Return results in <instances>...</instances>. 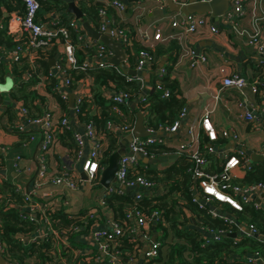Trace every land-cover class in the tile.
I'll return each mask as SVG.
<instances>
[{
    "label": "built area",
    "instance_id": "built-area-1",
    "mask_svg": "<svg viewBox=\"0 0 264 264\" xmlns=\"http://www.w3.org/2000/svg\"><path fill=\"white\" fill-rule=\"evenodd\" d=\"M211 1V0H204ZM22 8L14 9L6 13L8 22L6 31L17 41L16 46L8 51L0 50V64L3 63L7 68L10 67L11 62L23 57V54L27 52L25 57L30 59L35 57L39 49L45 46L52 47L53 44H57V54H55V62L51 66V73L60 80V86L57 87L59 96L56 97L57 102L60 103L59 99L64 103L68 104V93L72 92L74 94V105L69 106V114L54 112V108L48 105V101L45 100L42 103V112L32 117L28 114L25 107L18 103V113L15 119V128L18 131L28 133L30 135L28 142H32L35 139V132L40 135L37 157H36V173L35 176L30 181V184L23 188L19 184L15 185V190L20 192L23 197V202L15 204L18 208H24L27 210V217L29 221L36 225L34 231L21 235L20 240L25 245L36 244L39 245L40 242L49 240L51 238H56L58 242L63 241L66 231L61 230L58 232L53 226L52 221L49 219L54 211L59 210L61 206V199L46 201L42 200L38 196V191L45 188L47 185L59 186L63 189H69L71 191H76L80 189L83 185V181L80 175L69 171V167H64L60 173L49 171L47 168V161L45 153L49 151L56 142L57 133L64 130L72 132L76 146L71 150L70 155L67 157V161L70 164L75 162L82 163V171L85 175L87 183L90 185H96L98 180V172L100 169L99 162L102 160L104 151L107 146V138L104 133L98 130L97 126L92 122L81 123L76 119L75 114L79 113L80 106L82 105L83 98L85 96L92 97L90 92H85L86 87L89 88L93 84V76L86 73L83 80L77 81V85L70 89L72 82L75 80L73 71H83L87 72L89 68L103 67L106 63L115 67L118 71L122 72L118 67L107 62V59L111 52L102 43L97 40L88 38L85 32L79 36V39L84 44L83 47L95 48L98 53L92 58H86L82 63H78L77 57L75 55L76 50H79L80 46L73 44L71 40V35L68 27L61 22H51L47 25L43 22V19L39 18V11L41 8L40 0H21ZM243 0H230L227 12L221 17V20L229 25L234 30V34L237 38L243 41L247 46H250L253 51L257 54L258 64L264 65V0H252L251 8L249 9V19L250 26L244 27L240 26L238 23L239 17L245 14L243 9ZM112 5L117 11H123L125 5L122 0H109L106 6ZM162 7V6H160ZM99 15L101 16L102 25L99 32H104L107 25L110 26L109 20L106 16L105 8L99 9ZM209 15L204 14H187L176 13L170 21L172 28H179L180 30L168 35L166 37L162 36L161 30L156 29L153 32H149L145 29H138L134 35H128L126 30L114 26L110 30V35L113 39L120 40L123 46L126 48L131 44L130 38H135L138 41L141 48L136 55L135 67L137 71H142L144 68H151L155 65V56L152 53L155 46L162 41L173 38L181 40L182 36L191 34H204L205 32L218 33L219 28L217 25L210 21ZM70 26L73 28L81 27L79 21H70ZM82 29V28H81ZM83 30V29H82ZM27 38V41L23 39ZM184 54L192 57L194 51L192 48H184ZM161 74H165L164 68L158 69ZM123 73V72H122ZM125 74V73H124ZM132 75H128L131 78ZM141 82H143V77L141 75H135ZM29 74L23 75V79L27 80ZM38 81L32 86V89L40 96V89H43V76L37 77ZM257 79L249 80L241 73L232 72L229 74H224L220 79L219 90L231 89L245 96V91L250 90L255 96H260L263 101L259 105L260 115L257 116L255 112L246 110V99H236L235 105L237 107L243 108L241 117H243L246 123H251L254 130L264 128V95L263 91L257 89L258 84ZM156 88L158 90L162 89L161 84L157 83ZM1 92V91H0ZM105 95L111 98V108L113 112L120 117L123 115L121 107L128 100L130 96L126 92L114 91L111 92L110 89H105ZM42 95V94H41ZM164 95L169 96V91L164 90ZM45 96V95H43ZM59 98V99H58ZM39 104L41 99L36 100ZM99 109V107L97 108ZM210 109H204L201 117L196 122L199 124L204 134L207 136L208 140L213 144L216 140L217 133L210 120ZM185 115V109L179 114L178 120L174 122L173 125L169 127H164L167 132L174 133L178 130V125L180 120ZM133 126L125 122H115L108 121L106 129L116 133H126L132 134ZM146 130L150 133L146 137H135L133 136L131 141L128 143L126 151L120 155L117 160V170L115 172V184L110 185L106 188L105 194H110L112 192L122 193L125 187H135L137 190L133 192L135 200H140L146 191H152L157 186V183L141 174L134 173L137 165V155H148L149 146L162 145L163 140L160 137H154L155 130L146 127ZM34 132V133H32ZM187 132L190 136V140L186 142H179L176 146L178 153H184L188 156L190 166L187 168V172L190 175L192 190L195 193L196 200L199 194L202 195L205 201H215L219 204L221 202L230 205L235 210L242 209V203L237 196L241 198L243 202L254 201V196L261 190L264 191V186L261 183L252 184L249 186L242 187L236 183L234 180L236 178L235 169H240L242 172H246L251 168V160L248 155L243 150H238L236 154L225 156V160L221 163L219 171L208 172L206 167L209 160H207L206 155L215 153L214 146H209L208 144L201 150L197 146V137L194 130V124L189 126ZM226 131H222V135H226ZM240 139V137L238 138ZM204 151V153H203ZM264 157V146L256 152ZM4 165L0 162V175L3 176L2 171ZM132 176V177H131ZM5 178V176H3ZM131 178V179H129ZM5 179L8 180L6 177ZM99 181V180H98ZM156 191V190H154ZM162 188L159 189V192ZM161 194V193H160ZM198 195V196H197ZM48 196V194H47ZM222 197V198H220ZM98 203L103 204V201L99 198ZM193 201H195L193 196ZM8 200L3 202L6 204ZM67 203V202H65ZM255 203V202H254ZM201 204V203H199ZM258 207L259 205L255 203ZM202 207V204L200 205ZM107 210V209H105ZM104 210V215L106 214ZM90 213L92 209L89 210ZM97 213L95 212V215ZM212 216L215 215L211 212ZM127 218L128 222L123 224L118 223L112 218H107L105 215L106 226L103 228L94 229L88 234L87 238H90L92 245L94 246V257L91 263L88 264H135L137 256L141 253V246L135 244L131 254L126 255V261H123V256L119 250H115L117 247V238L122 237L126 231L133 232L135 234V228L129 226V222L135 221L137 226L140 227L142 231V238L149 241V236L146 234L150 223H155V220H151V217H145L142 211L136 209L131 212L128 211ZM156 216V214H153ZM223 217L226 221L234 223L228 218ZM235 224V223H234ZM249 230L253 233H257L253 225L247 226ZM201 229H207L202 227ZM68 231V230H67ZM227 231H219L216 233L208 232L212 234V239H217L221 233ZM60 233V234H59ZM202 234V233H201ZM205 236L204 234H202ZM206 237V236H205ZM262 240V239H261ZM264 241V240H262ZM160 242H151L146 250H142V256L146 259H151L158 255ZM9 245L0 239V256L7 261L9 264H29V262L19 263L8 256ZM92 250H87V254H91ZM75 255L84 253V251L76 250ZM251 260L255 264H264V257L259 255L257 252H253L250 256ZM49 264H67L65 259L49 261Z\"/></svg>",
    "mask_w": 264,
    "mask_h": 264
},
{
    "label": "crops",
    "instance_id": "crops-1",
    "mask_svg": "<svg viewBox=\"0 0 264 264\" xmlns=\"http://www.w3.org/2000/svg\"><path fill=\"white\" fill-rule=\"evenodd\" d=\"M70 1L74 2L80 9H82L80 3L87 2V0H40L41 8L39 11V18L43 19V22L47 25L53 21L63 23L61 17L65 14H69L67 16L70 17V21H78L72 13L67 11V6ZM88 1H91L92 3L99 2L106 5L109 0ZM175 1L186 3L188 0ZM122 2L125 5V9L123 11L114 10L118 17L117 23H121L125 26L126 32L129 36L131 35L130 33H134L138 29H145L149 32L160 29L162 36L164 37L180 30L179 28H172L170 21L176 13L181 12H166L165 2L163 0H122ZM11 4L13 5L12 10L21 9L20 7L16 8L14 2ZM242 5L245 10V14L239 17L240 19L238 20V23L240 26L248 28L250 26L249 9L251 8L252 0H243ZM6 11L11 10L6 9ZM6 11L0 15V31L4 29L6 30L5 27H7L8 18L5 13ZM206 15H209L211 19L210 21L217 25L219 28L218 33L205 32L204 34L183 35L181 40L173 38L166 39L156 45L165 50V52L157 58V66L144 68L141 71L144 75L142 76L143 82L139 97L147 94L150 90L149 85L152 82L153 76L160 74L158 70L159 68H164L166 71L165 75H168L170 80L176 81L178 84L179 94L185 101V115L180 120L178 130L176 132H167L164 127H159V129L155 130L153 136L160 137L163 140L161 145L163 147L149 146L148 155H137V170H135L134 173L144 174L145 176L152 178L157 183V186L154 188L156 191H146L143 197L154 199V197L159 195L168 194L177 201L175 211L182 212L179 221L181 225L179 226L180 228L186 229H194L193 227L202 228V226L198 223L199 218L197 217L195 211L187 207L186 201L181 197L180 190H175L176 184L173 179L166 181L162 180L161 177H163L167 168L180 163L182 164L183 162L185 163L183 160L185 157L188 160V156L186 154L177 152L178 150L176 149V146L179 142L181 143L190 140V136L187 132L189 126L194 124V130L197 134V146L201 148L204 147V144L207 145V143L203 140L204 131H202L199 124L196 123L201 117L204 109L211 110L210 120L217 133L216 140L213 143L215 153L211 154V160L208 162V167L211 168V166L214 165H221V163L225 160V156L236 154L238 150H242V148H245L249 152L256 153L264 146V128L254 130L252 124L246 123L243 117H241L243 108L237 107L234 103L236 99L245 98L246 110L255 112L256 115L259 116L261 111L258 108L259 105L256 96L252 94L249 89L245 91V96L231 89L219 90L221 77L224 74L232 72L241 73L249 80H258L261 77L264 79V65L258 64L259 57L257 54L250 46L245 45L242 40L236 37L234 30L229 23H225L221 19L216 20L210 15V13ZM116 25L117 24H115V26ZM11 39L17 44V41H15L13 37H11ZM130 42L131 44L128 48L125 49L123 46L126 55L125 64L127 67L134 69L136 48L139 43L135 40V38H130ZM175 45L179 47L177 50L174 48ZM57 46V44L52 45L55 54H57ZM185 47L193 49L194 54L192 57L184 54ZM1 49L3 48L0 47V50ZM110 52V56H112L113 52ZM26 54L27 52L23 54V58L31 64L34 56L30 59L29 57H25ZM54 56L52 58H54ZM162 62L163 65L160 66ZM9 69L10 67H5L6 74L2 83H0V91L2 90L0 92V155H2L4 159V169L1 174H3L5 178L7 177L13 184H19L25 188L30 184V181L36 173V157L39 151L37 148L40 135H38V132H35L34 141L19 143L20 137L17 133H15L16 130L11 127V123L7 119V106H12V108L14 107L17 116L18 104L12 100L10 92L14 91L20 81L10 73ZM42 86L43 89H40L39 92L40 96L44 99H41L40 105L43 106L42 103L47 100L48 105L54 108V112L57 114L65 112V110L61 107V103L57 102L56 97L45 90L44 81ZM83 91L89 92V88L86 87ZM137 102L138 97H134L120 106L123 113L121 116L122 121L129 123L132 126L138 112L143 115L145 120V113L140 110H135L137 108ZM108 104L111 105V102ZM100 110L101 108L99 107L98 111ZM36 115L37 114L34 116ZM143 124L146 128L145 121ZM222 131H226L227 134L222 135ZM23 134L26 135L28 133L23 132ZM112 134L117 138L118 146L119 142L128 135L126 133H116V130H114ZM239 137L240 139H238ZM130 141L131 140L125 144V151ZM69 143L70 141H67V139L64 141V144L58 140V142H56L54 146L45 153L47 168L49 171L60 173L64 167H69V171H73L80 175L83 185L76 191L63 189L55 185H47L37 193L39 197L45 196L43 199H46L47 201L61 199V206L59 207V210H61L62 213L69 214L70 216L78 214L81 211L83 212V210L89 211L99 202L98 197L96 198L95 195L99 194L101 191H106L107 187H103L101 185V187L90 185L86 182V180H84L85 178L81 177V174L78 171L79 162L77 161L74 164H70L67 161V157L71 152L69 149ZM235 175L237 179H240L245 175V173L240 169H235ZM177 179L181 180L180 177L176 178V180ZM98 180V183L100 184V173H98ZM114 184L115 182L110 183V185ZM121 188L123 191H131V193L138 189L135 187L123 188V186H121ZM160 188H162L161 192H159ZM192 193L195 199L194 202L200 207L202 204L201 201L204 200V198L201 194H199V197L196 200L194 191H192ZM262 193H264L263 190L259 191L253 198L254 202L259 206L264 205V194ZM205 203L206 204H202L201 208L206 209L208 213L214 212L211 210L214 209V213L217 216H229L234 220H237L235 214L228 212L226 209L223 210L221 205H217V202L205 201ZM105 212L107 218L113 217L110 209L105 210ZM106 222V220L103 221L97 226V228L105 227ZM135 230V235L139 239L138 245L140 246L141 244L142 250L144 247L148 248L150 243L154 242L151 241L154 240L152 239L153 237H155V241H161V229H159L157 224L154 222L151 224L150 229L148 228L146 232L149 236V241L142 238L143 230L140 227L135 225ZM240 230L241 228H239L238 231ZM79 239L84 244V246L81 247L84 249L82 251L90 250V248H88V244H85L88 241L87 236L83 235ZM171 239L172 233L167 237V240ZM181 242H183V239H181L178 244H182ZM142 250L137 256L135 264H144L146 262L147 259L143 258ZM160 251L164 256H166L167 245H163ZM73 252H75L74 249ZM251 255L252 252H246V250L242 253H233L231 257H227V262L232 263L235 259L237 261H242L239 260V258L244 259V256L250 257Z\"/></svg>",
    "mask_w": 264,
    "mask_h": 264
},
{
    "label": "trees",
    "instance_id": "trees-1",
    "mask_svg": "<svg viewBox=\"0 0 264 264\" xmlns=\"http://www.w3.org/2000/svg\"><path fill=\"white\" fill-rule=\"evenodd\" d=\"M15 3L16 8L21 6V0H0V15L6 9L12 10ZM83 12V19L88 21L91 27L100 31L102 20L99 15V9L105 8L106 16L109 20L111 28L117 24L119 27L126 30L125 26L121 23H117V15L112 5H104L103 3H92L91 1L81 2ZM5 13H9L6 11ZM65 14L61 18L63 23L68 27L71 35V40L74 45L80 46L79 50H76L75 55L77 57L78 63H82L86 58H92L98 53L95 48L86 49L83 47L82 41L79 36L83 33L81 27L73 28L70 26V17ZM135 33V32H134ZM134 33H130L134 35ZM27 41V38L23 39ZM11 37L7 34L6 30L0 31V47L3 51H8L13 49L16 45ZM141 48L140 45L136 48V55ZM176 50L179 48L177 45L174 47ZM165 50L162 47L156 46L152 53L155 56V67L157 66V58L163 54ZM55 55L53 48L49 46L42 47L39 49L35 55L33 61L28 63L23 57L11 62L10 73L14 75L18 82L14 91L10 92V97L12 100L21 104L28 111V114L34 117L35 114L41 113L42 106L36 101L37 99H44L39 96L33 89L32 86L38 81L37 77L43 76L45 82V90L58 97L57 87L60 86V80L51 73V66L49 64V59ZM136 61V58H135ZM133 66L132 64H130ZM5 65L0 64V83H2L5 76ZM29 74L27 80L23 79V75ZM86 73L93 76V84L89 86V92L92 97L85 96L83 98L82 105L80 106L79 113H76V119L81 123L92 122L94 123L98 130L106 135L107 146L104 151L102 160L99 162L100 169L107 164L108 156L117 149L118 141L117 138L112 134L111 131L106 129L108 121L121 122L122 118L113 112L111 105V98L105 95V89H110L111 92L121 91L129 94L130 99L138 97L136 111L140 110L145 113V125L148 128L154 130L159 129V127H169L174 124L178 119L179 114L185 108V101L181 98L178 91V84L176 81L170 80L168 75L156 74L153 76L152 82L150 83V90L145 96L139 97L141 92L142 82L136 77H128L118 71L115 67L106 63L103 67L89 68L87 72L83 71H73L75 80L72 82L70 89L77 85V81L83 80ZM257 89L263 91L264 95V79L261 77L258 79ZM157 83L161 84L162 89L158 90L156 88ZM164 90L169 91V96L164 95ZM258 102L262 103L263 99L260 96H256ZM59 99V98H58ZM61 107L65 110V114H69V106L59 99ZM98 107L101 108L98 111ZM8 121L11 123V127L15 130V119L16 112L14 107L7 106ZM13 129V130H14ZM19 138V143L28 141L30 135H24L23 132L16 130ZM34 133V132H32ZM35 135V134H34ZM57 139L64 144V141L69 140V149L72 150L76 143L74 141L71 131L64 130L57 133ZM72 141V142H71ZM159 147L161 145H158ZM163 147V146H161ZM203 150V147H201ZM204 153V151H203ZM211 155L207 154V160H211ZM185 163L174 165L165 170L162 180H172L176 184L175 190H180L181 197L186 201L187 207L191 208L196 212L199 218L198 223L207 229L208 232L216 233L219 231H238L239 226L234 223L226 221L223 217L212 216V214L206 210L199 207L193 201V193L191 185V178L187 172V168L190 166V162L183 158ZM0 162L4 165V159L0 155ZM220 165H214L206 167L208 172L219 171ZM141 174V173H140ZM145 176L144 174H141ZM132 177V176H131ZM146 178H149L145 176ZM180 177L181 180H176ZM131 179V178H129ZM152 179V178H149ZM153 180V179H152ZM234 183L245 187L252 184L261 183L264 186V161H258L251 164V168L245 172V175L237 179L235 178ZM100 186L98 180L96 185ZM101 187V186H100ZM105 194V191H101L99 194L95 195L96 198H100L103 204L97 203L91 209L92 212L88 210H83L78 214L70 215L62 213L61 210L54 211L49 215V219L52 221L53 226L58 232L61 230L66 231L63 233L64 239L58 242L56 238H51L40 242L39 245H25L20 237L23 234L30 233L34 231L36 225L29 221L27 217V210L24 208H18L15 204L22 203L23 197L20 192L15 190V185L9 180L5 179L0 175V239L9 245L8 256L19 263L29 262V264H49V261L65 259L67 264H88L94 257V246L87 238L86 245L92 250L91 254H87L86 250L84 253L75 255L73 252L76 250H84V244L80 241V237L91 233L96 227L105 221L104 210L110 209L112 213V219L120 224L128 222L127 215L128 211H135L139 209L145 217L155 220L158 228L161 229L162 235L160 237V246L158 255L151 259H147L144 264H255L251 257L244 256V259L239 258L234 262H227V257H231L233 253L243 252H257L259 255L264 257V241L249 235L240 236L239 239H234L232 237H219L217 239H210L203 236L199 231L190 228H180L181 225L180 217L182 212L175 211V205L177 201L173 199L170 195H159L150 199L147 197H142L140 200H135L133 193L131 191H123L122 193L112 192L110 194ZM47 201L46 199L41 198ZM237 199L242 203V209L235 210L230 205L224 203H217L221 205L223 210L226 209L228 212L235 214L238 223L245 225H253L257 233L264 236V205L256 206L254 201L243 202L240 197ZM8 200L6 204L3 202ZM185 205V207H186ZM95 212L97 213L95 215ZM156 214V216H153ZM185 218V217H184ZM180 223V224H179ZM152 223L149 225V229ZM136 222H129V226L135 228ZM68 230V231H67ZM172 233V239L167 240L169 234ZM60 234V233H59ZM183 239L182 244L178 242ZM116 243L118 244L115 250L123 256V261H126V255L131 254L133 246L139 243V239L133 232L126 231L125 234L117 238ZM163 245H167L166 256L160 251ZM141 246V244H140ZM80 247V248H79ZM251 258V259H250Z\"/></svg>",
    "mask_w": 264,
    "mask_h": 264
},
{
    "label": "water",
    "instance_id": "water-1",
    "mask_svg": "<svg viewBox=\"0 0 264 264\" xmlns=\"http://www.w3.org/2000/svg\"><path fill=\"white\" fill-rule=\"evenodd\" d=\"M134 1H139V0H134ZM165 2V11L166 12H181L184 15L187 14H208L212 17H214L216 20L221 19V17L227 12L230 0H211L209 2L204 1V0H188L186 3L182 2H177L175 0H163ZM67 11L72 13L74 17L79 21L81 28L85 32V35L93 40H97L100 43L104 44L110 51L113 52L112 56H109L107 59V62L111 63L112 65L118 67L123 73L127 75H141L143 76L144 74L141 71H137L133 68L127 67L125 64V50L123 48V44L120 40L113 39L110 35V26L107 25L106 30L104 32H99L94 30L90 23L86 20L83 19V12L82 10L75 5L74 2L70 1L67 6ZM55 62L54 58L49 59V64L50 66H53ZM163 65V62L161 63L160 66ZM68 104L70 107L74 105V94L72 92L68 93ZM144 118L143 115L138 112L136 114V119L133 124L132 128V134H128L124 139H122L119 142L118 148L113 151L107 159V164L103 167V169L100 172V185L103 187H108L110 183H113L116 181L115 178V172L117 170V160L124 153V147L125 144L132 139L133 136L135 137H146L149 136L150 133L146 130L144 127ZM203 140L209 145V146H214L207 138L205 134H203ZM215 148V147H214ZM242 150L248 155L250 158L251 162H258V161H264V157L260 154H256L255 152H249L245 148H242ZM79 173L81 174L82 178H85V175L82 171V163H79V168H78ZM264 194V193H262ZM203 199V198H202ZM199 200V199H198ZM202 204H206L204 200L201 201ZM209 204V203H207ZM212 211L215 212L214 209H211ZM229 220L233 221L239 228H241L240 231L236 232H225L221 233L220 236L222 237H232L234 239H237L240 236L249 235L253 236L258 239L264 240V236H261L258 233H253L249 230L247 226L244 224L238 223L236 220L229 216H225ZM197 231L200 233L204 234L206 237H212V234H209L205 230L195 227ZM151 241H155V237H153ZM143 250L145 251L146 248L144 247ZM144 258V256H143ZM0 264H9L7 261H5L1 256H0Z\"/></svg>",
    "mask_w": 264,
    "mask_h": 264
},
{
    "label": "rangeland",
    "instance_id": "rangeland-1",
    "mask_svg": "<svg viewBox=\"0 0 264 264\" xmlns=\"http://www.w3.org/2000/svg\"><path fill=\"white\" fill-rule=\"evenodd\" d=\"M1 91H2V90H1ZM88 186H90V185H88ZM215 201H216V200H215ZM215 201H214V202H215ZM221 203H223V202H221ZM224 204H226V203H224Z\"/></svg>",
    "mask_w": 264,
    "mask_h": 264
},
{
    "label": "bare ground",
    "instance_id": "bare-ground-1",
    "mask_svg": "<svg viewBox=\"0 0 264 264\" xmlns=\"http://www.w3.org/2000/svg\"><path fill=\"white\" fill-rule=\"evenodd\" d=\"M220 198H222V197H220Z\"/></svg>",
    "mask_w": 264,
    "mask_h": 264
}]
</instances>
